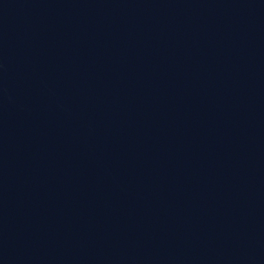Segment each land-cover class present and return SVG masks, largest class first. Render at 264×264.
<instances>
[{"label": "water", "instance_id": "obj_1", "mask_svg": "<svg viewBox=\"0 0 264 264\" xmlns=\"http://www.w3.org/2000/svg\"><path fill=\"white\" fill-rule=\"evenodd\" d=\"M0 264H264V0H0Z\"/></svg>", "mask_w": 264, "mask_h": 264}]
</instances>
